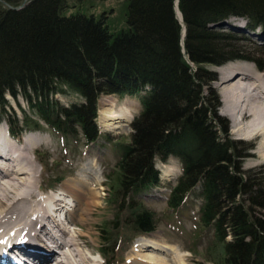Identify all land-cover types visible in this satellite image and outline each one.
Segmentation results:
<instances>
[{
    "label": "trees",
    "instance_id": "obj_1",
    "mask_svg": "<svg viewBox=\"0 0 264 264\" xmlns=\"http://www.w3.org/2000/svg\"><path fill=\"white\" fill-rule=\"evenodd\" d=\"M23 1L0 0V119L9 131L21 134L26 116L21 125L11 119L4 111L6 96L23 99L53 132L81 136L86 146L101 136L95 120L102 96L138 97L141 110L131 121L129 142L120 144L117 175L107 177L118 188L119 211L130 212L133 231L156 230L155 214L134 194L158 185L155 161L174 156L181 175L167 206L179 209L192 192L201 199L198 221L213 241L207 261L264 264L262 177L233 165L239 142L221 136L218 102L210 88L213 69L228 62L246 61L262 70L248 56L250 46L210 27L235 17L264 28V0H177L183 26L175 15L176 0H121L126 28L119 32L110 30L105 13L68 14V0H28L20 9L8 7ZM69 93L78 100L65 105L55 98Z\"/></svg>",
    "mask_w": 264,
    "mask_h": 264
},
{
    "label": "rangeland",
    "instance_id": "obj_2",
    "mask_svg": "<svg viewBox=\"0 0 264 264\" xmlns=\"http://www.w3.org/2000/svg\"><path fill=\"white\" fill-rule=\"evenodd\" d=\"M68 6V14L76 11L95 15L107 14L109 16V28L112 32H119L126 28V4L124 1L85 0L80 3L76 0H68ZM234 24H240L243 27L235 29ZM210 29L215 32L232 35L236 39H241L238 43L250 46L251 54L248 56L256 59L262 65V70L256 71L253 64L241 60L228 62L227 66L238 64L246 69L250 68L254 76L258 74L264 75V43L262 44L259 41V34L264 35L263 26H248L245 19L234 17L223 20L221 23L211 26ZM221 69H213L214 80L210 83V88L218 102L215 113L221 119V125L218 126L221 130L220 134L228 141L239 142L234 144L236 147L235 153L239 157H235L233 161V165L237 167L238 171H250L251 174L259 175L262 177L261 181L264 184V164L256 154L257 139L248 138L250 136L243 133H236L234 131L235 124L229 117L224 115L222 108L224 107V102L221 88L219 87L221 79L219 72ZM140 95H143V93ZM55 98L65 105L78 100L76 95L70 93L67 96L57 94ZM6 99L9 107H5L4 111L11 119L16 117L21 125L23 115L26 116L23 120L21 134L13 136L11 140L14 142L22 137H27L32 138L36 142L33 153L29 154V159H31L37 171L35 186L37 194L50 196L55 193L54 195H58V192L62 191L61 189L64 188L65 184L71 183L69 180L77 182L80 179L78 181L85 182V189L89 191L85 195V201L87 203L92 202L89 203V208L92 211L89 223L82 228L79 226L74 227L72 223L65 227L71 230L74 229L79 236L80 234L85 235L83 241L89 243L90 248L95 252L93 260L96 264H104L106 262L121 264L128 256L131 257L133 255L134 258H137V255L149 257L145 253L149 254L151 251H145L142 248L141 250H144L145 253L144 251L138 253L139 250L137 248L140 247H136L146 244L147 241L151 244H163L169 249L172 247L180 256L186 255L181 259L183 264H212L207 261L205 254L207 247L213 242L212 234L209 229L201 226L197 218L201 199L197 198L196 193L192 192L187 196L183 206L177 211L170 210L165 201L169 187L175 183V180L181 174V163L177 158L170 157L166 163L156 162L155 169L159 173L160 181L159 190L153 189L140 193L137 197L135 196L141 205L155 214L157 220L155 232L149 235L135 233L128 223L130 212L126 210L121 212L118 209L120 201L117 200L118 198L116 199L115 195V191L118 188L107 177L113 178L117 175L116 164L120 158V144L129 142V136L132 132L131 121L141 110L138 97L102 96L98 100L95 126L101 136L91 146H86L81 136L72 139L61 137L53 132L38 119L36 114L29 110L23 99H13L10 96H6ZM211 110L212 107L210 106V115H212ZM112 117L115 119H111ZM35 124H38V127L35 128ZM222 126L226 127V132L224 133L222 132ZM0 129L3 134L7 135L9 133L4 118L0 119ZM92 163L93 165L96 164V175L90 173L89 168H87L88 172L84 173L83 169L86 166L89 167V164L92 167ZM57 180H62V182L57 184ZM92 194L95 195L94 200L90 198ZM116 220L118 223L114 225ZM152 239L159 241L152 242ZM106 241H108L107 245L104 244ZM104 245L105 247L103 248ZM133 250L134 252H132ZM219 251L220 248L218 247L216 256L219 255ZM152 252L150 257L152 256L153 258L157 254L164 257L171 254L166 259L169 258V263L176 264V259H172L175 255L173 252L162 251V254L160 252ZM86 255H90L89 251H86ZM171 256L173 257L171 258ZM138 258L141 259L140 256Z\"/></svg>",
    "mask_w": 264,
    "mask_h": 264
},
{
    "label": "bare ground",
    "instance_id": "obj_3",
    "mask_svg": "<svg viewBox=\"0 0 264 264\" xmlns=\"http://www.w3.org/2000/svg\"><path fill=\"white\" fill-rule=\"evenodd\" d=\"M174 11L178 22L183 26L177 0L174 3ZM241 27L243 26L240 24H234L235 29ZM184 36L183 27L181 39ZM262 38L264 39V35L259 34V41L263 44ZM231 65L219 67L222 68L219 72V87L224 102L223 112L235 124L236 133L257 139L256 154L264 164V75L254 76L250 68L246 69L238 64ZM11 139V135L3 134L0 129V264H96L93 260L95 252L89 243L83 241L85 235L79 236L74 229L61 225L55 218L60 215V209L66 204L61 200L63 196L72 199L73 203L71 214L66 216V220L74 227L80 228L89 223L92 214L89 203L92 202L85 201V195L89 193L85 189V182L78 181L80 179L77 182L69 180L71 183L65 184L58 195L37 194V171L29 159L36 142L32 138H20L14 142ZM91 165L92 167L90 164L89 167L86 166L83 172H88L89 168V172L94 175L96 164ZM90 198L94 200L95 195L92 194ZM53 207L55 215L51 213ZM50 226L57 230V234L54 235ZM158 241L152 239V242ZM136 247H140L137 248L138 253L144 251L142 248L151 251L149 254L144 251L149 257L128 256L123 260V264L169 263V258H166L171 254L165 257L157 254L153 258L150 257L152 251L160 254L162 251L173 252L175 258H171L176 259V264H183L181 259L186 256H180L172 247L169 249L163 244H151L149 241ZM86 251H89L90 255H86Z\"/></svg>",
    "mask_w": 264,
    "mask_h": 264
},
{
    "label": "water",
    "instance_id": "obj_4",
    "mask_svg": "<svg viewBox=\"0 0 264 264\" xmlns=\"http://www.w3.org/2000/svg\"><path fill=\"white\" fill-rule=\"evenodd\" d=\"M27 3V0H24L23 2H22V4L19 6V7H17V8H12L11 6H8L10 9H20V8H22L25 4Z\"/></svg>",
    "mask_w": 264,
    "mask_h": 264
}]
</instances>
